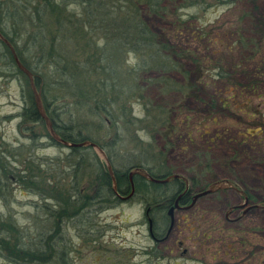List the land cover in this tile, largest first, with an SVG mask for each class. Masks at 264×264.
I'll list each match as a JSON object with an SVG mask.
<instances>
[{"label":"rangeland","instance_id":"rangeland-1","mask_svg":"<svg viewBox=\"0 0 264 264\" xmlns=\"http://www.w3.org/2000/svg\"><path fill=\"white\" fill-rule=\"evenodd\" d=\"M139 7L141 21L161 40L181 54L195 58L196 63L192 61L191 65L183 59V67L171 72L170 78L187 86L194 84L196 88L189 90L186 86V92L174 91L170 84L164 85L155 70L138 75L142 96L174 109L169 118L176 130L166 139L158 135L152 138L144 128L145 121L140 126L131 125L128 130L122 128L119 134L123 140L113 146L115 151L108 149L115 167L124 169L135 163L151 167L150 159L139 162L133 156L139 157L141 148L164 151V168L187 180L194 178L214 191L190 211L175 214L174 223L179 229L169 241L180 229V233L191 229V235L196 237L194 264H264V0L224 5L219 0H204L202 6L191 7L174 1L166 5V13L176 11L175 16L155 15L144 11L143 4ZM9 22L7 29L12 31L9 36L14 38L15 30L12 21ZM21 34L15 37V48L26 64L34 67L37 47L26 34ZM86 39L92 41L89 46L83 43L77 46L74 39L64 45L74 61L88 57L93 62L89 63L90 71L87 70L85 78L94 85L108 76L95 52L100 36L87 33ZM2 51L0 46V157L5 163L0 168V220L8 219L20 229L11 242L18 238L23 249L47 248L41 239L53 231L56 251L46 262L29 260L12 256L0 243V264H154L146 262L141 252L142 247L151 244L146 234L145 203L141 199L144 196L141 194L148 192L138 190L142 193L137 194L135 186L129 199L111 201L102 210H85L54 228L47 213V208L55 204L48 191L50 186L55 182L66 192L75 189L70 168L79 162L80 156L83 160L77 176L80 193L92 194L98 182L95 155L104 165L106 162L97 149L90 147H81L70 156L68 147L53 144L47 138L46 119L31 122L22 116L29 92L41 99L40 93L32 77L18 66L27 79L16 73L1 56ZM121 57L125 68H131L137 61L134 53L124 52ZM220 70L223 74L218 76ZM77 79H82L81 75L74 78L67 74L62 79L54 76L50 96L63 95L54 107L56 111L67 107L75 127L83 129V134L87 127H93L92 139L104 143L112 138L115 129L103 116L83 111L93 106L90 101L76 100L80 98L77 92L71 94L81 91L70 84ZM142 101L132 104L134 113L140 117L144 115ZM69 118L62 115L60 124L67 123ZM148 141L154 147H149ZM21 175H26L21 178L26 182L31 178L39 182L36 176L39 175L44 184L33 190L25 188L17 180ZM242 189L251 196L247 203L255 205L245 215L233 210L244 203ZM227 217L236 219L231 221ZM170 243L166 245L171 246ZM167 263L166 258L160 262ZM175 263L184 264V260L170 259L169 264Z\"/></svg>","mask_w":264,"mask_h":264},{"label":"trees","instance_id":"trees-1","mask_svg":"<svg viewBox=\"0 0 264 264\" xmlns=\"http://www.w3.org/2000/svg\"><path fill=\"white\" fill-rule=\"evenodd\" d=\"M174 1H182L183 4L190 7L202 6L204 3V0H0V34L13 47L18 58L32 74L33 84L40 93L44 112L51 121L53 130L60 138L70 143L88 140L100 147L111 165L116 180V190L120 194H128L130 192L128 173L132 168H141L152 177L174 174L173 170L163 167V154L165 153L162 150L141 148L139 157L137 155L133 157L139 159V162L143 159H150L153 165L150 167L145 166L143 163H135L124 169L115 167L113 157L108 151V149L114 150L116 147L113 146L123 140L119 130L122 131V128L128 130L131 125L140 126L143 121H145L144 128L149 130L152 138H154L153 135H158L167 139V136L173 134L176 130L175 125H172V121L169 118L170 112H173L174 109H169L165 105L158 104L142 96L141 92L143 89L137 83L138 75L141 76L146 71L155 70L158 71V77L163 78L164 85L170 84L174 91L186 92L187 90V84L185 83L186 85H184V83L172 81L170 73L175 71V69H180V66L183 67V64H181L183 59L191 65L194 64L192 61L196 63L195 58L191 54L183 55L176 51L175 47L165 43L163 39L161 40L149 28L147 23L141 21L142 15L139 7L141 4L145 7L144 11L149 13L175 16L177 15L176 11L166 13L168 11L166 5ZM219 1L224 5L243 0ZM10 20L12 21L11 27L15 30L13 31L14 38L9 36L12 31L7 29L9 28ZM87 33H94L100 36L96 44V51L95 48H93V51L99 56L97 58L101 61L100 67L102 71L108 76V78L105 77L104 79L101 77L94 85L89 84L85 78V75L90 71L88 65L89 63L92 65L93 62L88 57L74 61L71 59L73 54L64 45L69 39H74L77 46L79 43L90 44L92 41L90 42L86 39ZM20 34H26L29 40L31 39L32 44L37 47V58L34 67L27 65L21 55L22 53L15 48V37ZM0 46L3 48L1 56L7 59V62L16 73L27 79V76L16 67L10 47L1 39ZM124 52L128 54L134 53L137 56V61L131 68L130 66L125 68L121 62V54ZM67 74L74 78L79 75L82 77V79H77V82L70 84L76 85L81 90L71 93L75 94L74 92H77L80 98L76 100L84 99L92 102L91 106L93 107L83 109V111L86 114H91V111H93L97 115L103 116L105 121L115 129V134L112 138L104 143H99V141L92 139L91 132L93 127H87L84 134L82 133L83 129L75 127V122L72 121L73 117L70 116L69 118L67 107L64 111H56L54 105L58 102L60 103L58 97H63V95L55 94L56 96H50L53 88L52 79H54L55 75L62 79L67 77ZM222 74V70L217 73L218 76ZM85 87H88V89H85ZM187 87H189V90H191L190 88H196L194 84L190 83ZM66 88L67 90L72 89L70 87ZM197 90L194 89L193 91ZM67 92L69 93V91ZM141 99H143L140 104L144 114L142 117L134 113L132 107L135 101ZM64 114L67 115L69 121L61 125V116ZM22 116L29 118L31 122H42L43 120L37 110L32 91L31 93L29 92ZM107 117L109 118L108 120L106 119ZM47 138L53 144H60L51 137L50 133H47ZM147 145L154 147L153 143L149 141ZM81 147L92 148L91 146L68 147L70 156L78 153ZM78 158L79 162L71 164L70 168L71 177L75 179V189L66 192L58 187L55 182L48 189L51 198L55 200V204L51 208H47V213H49V218L53 220L55 229L59 227L61 221L77 217L85 210L92 208L94 210H102L107 203L119 200L112 189V179L109 171L106 165L98 159L97 155H95L98 171L96 180L99 183L97 182L92 188V194L80 193L77 176L83 160L80 159V156ZM1 159L0 157V168H3L5 163ZM23 176L25 177L26 175L17 176V180L25 188L33 190L40 184H44L39 175H36L39 177V182L33 178L26 182L21 179ZM133 182L137 194L142 193L138 192V190L148 192L146 193L147 195L145 193L141 194L144 195L141 199L144 201L145 206H153L157 202L156 193L172 192L182 185L176 179L172 180L170 184H157L140 175H134ZM191 183L193 188L204 186L196 179H193ZM245 193L250 196L247 191ZM167 203H169L168 199L162 207H166ZM19 232L20 229L10 220H0V243L7 250H10L8 252L13 254L12 256L18 258L27 257L29 260L34 258L46 262L51 258L52 253L56 251L54 241L52 242L53 231L50 232V235L41 239L47 248H38L36 250H32L31 247L23 249L17 242L20 241L18 238H15V242H11V238ZM60 252L63 253V251Z\"/></svg>","mask_w":264,"mask_h":264},{"label":"flooded vegetation","instance_id":"flooded-vegetation-1","mask_svg":"<svg viewBox=\"0 0 264 264\" xmlns=\"http://www.w3.org/2000/svg\"><path fill=\"white\" fill-rule=\"evenodd\" d=\"M177 175L176 177H173ZM141 176V175H140ZM144 177V176H142ZM146 178V177H145ZM156 178H168L169 180L165 183H157V184H170L172 180L176 179L178 182L182 183L180 187H177L172 192H158L155 194L157 197V202L153 204V206H145L144 207V217L147 222V236L150 238L151 244L142 247L141 252L146 256V262L150 261L154 264H160L161 260L166 258L168 263H170V259L179 260L183 259L184 264H194L195 263V247L194 240L195 236L191 235L192 230L187 229L186 233H175L172 241H169L172 238L174 231L179 229L178 225L174 222L175 214L179 212H187L197 204L199 200H203L208 198V195L211 192H208L203 195H198V193L206 190L207 188L204 186L192 187V180H187L185 177L180 176L175 173L167 176H156ZM215 190V189H214ZM241 198L244 200L242 206L237 205L233 207L234 211L242 212V215H245L248 211L253 209L251 203H247L251 200V196H248L245 191L242 189L240 191ZM249 193V192H248ZM126 197L128 194H121ZM250 195V194H249ZM120 199L119 200H127L131 197ZM169 196V197H166ZM166 197V198H165ZM165 198V199H164ZM167 203L166 207H162L163 204ZM166 200V201H165ZM193 209V208H192ZM200 209V208H199ZM212 210V209H211ZM205 212V210H201ZM202 215V214H201ZM238 218V217H237ZM227 220H233L230 218H226ZM236 219V218H235ZM234 219V220H235ZM233 220V221H234ZM171 242V246L166 245ZM152 257V259H150ZM176 264V263H175Z\"/></svg>","mask_w":264,"mask_h":264},{"label":"water","instance_id":"water-1","mask_svg":"<svg viewBox=\"0 0 264 264\" xmlns=\"http://www.w3.org/2000/svg\"><path fill=\"white\" fill-rule=\"evenodd\" d=\"M0 39L3 40L11 49V52L13 54V57H14V60L16 62V65L21 68L22 70H24L25 72H27V74L29 75V77H32L31 73L26 70V68H24L20 61L18 60L15 52H14V49L13 47L9 44V42L2 37V35L0 34ZM32 80V79H31ZM33 83V82H32ZM34 89V88H33ZM34 99H35V104H36V107H37V110L38 112L40 113V115L42 116V118L46 119V127H47V130L48 132L50 133L51 137L57 141L58 143L66 146V147H74V146H91L93 149H97L103 156V158L105 159V162H106V167L109 171V174L111 176V179H112V189L114 191V193L116 194V196L120 199H125V198H128L130 195H132L134 193V183H133V176L134 175H141V176H144L146 177L149 181L151 182H154V183H165L167 182L169 179L168 178H156V177H152L150 176L148 173H146L143 169L141 168H135L133 169L132 171H129V174H128V177H129V182H130V192L129 194L124 197V195H121L120 193H118V191L116 190L117 189V185H116V180H115V177H114V174H113V171H112V168H111V165L109 164L108 160H107V157L105 156L104 154V151L98 147L94 142L92 141H82V142H78V143H70L62 138H60L56 132L53 130L52 128V123L51 121L49 120V118L46 116L45 112H44V109H43V106H42V103H41V99H39L38 97L35 96L34 94ZM177 175H174L173 177H176ZM213 189L211 188H207L206 190L198 193L196 196L198 195H203V194H206L208 192H211Z\"/></svg>","mask_w":264,"mask_h":264}]
</instances>
